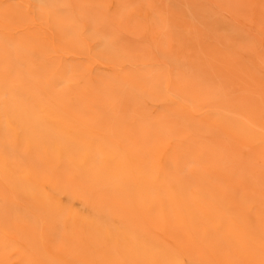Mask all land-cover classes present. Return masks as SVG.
<instances>
[{
	"label": "bare ground",
	"instance_id": "1",
	"mask_svg": "<svg viewBox=\"0 0 264 264\" xmlns=\"http://www.w3.org/2000/svg\"><path fill=\"white\" fill-rule=\"evenodd\" d=\"M56 1L74 15L0 0V264H264V91L237 31L212 48L185 3Z\"/></svg>",
	"mask_w": 264,
	"mask_h": 264
},
{
	"label": "rangeland",
	"instance_id": "2",
	"mask_svg": "<svg viewBox=\"0 0 264 264\" xmlns=\"http://www.w3.org/2000/svg\"><path fill=\"white\" fill-rule=\"evenodd\" d=\"M30 3L38 5V1L46 6L48 9L52 7L60 16L67 17L69 14L74 15L73 12L64 7L61 1L56 0H29ZM169 3L170 9H173V16H184L186 14L185 10L180 6L179 3H185L189 8L192 9H201L200 11H204L208 20L214 25V31L207 32L209 37V41L205 42L209 44V47H214V44L217 42L218 46L220 44L221 47H228L230 44V40L233 39L234 31H237V38L239 44L237 47L240 48L239 54L240 56L237 58L238 64L241 66L240 69L247 66L251 62V71L253 80H257V91L259 93L264 91V21L261 17H257L256 20L249 19L248 15L241 17L242 24H238L233 20L231 15V8L224 6L223 3H220L219 0H166ZM262 2L263 9H264V0H257V4ZM122 3H126L125 0H122ZM140 3V0L134 4L137 6ZM105 5L109 4L108 0L104 1ZM259 7V6H258ZM51 10V9H50ZM52 11V10H51ZM241 11V10H240ZM77 24L81 25L80 22L74 20ZM211 24V25H212ZM210 25V24H209ZM94 25L89 26L87 29V34L90 33V28ZM234 30V31H233ZM230 32V33H229ZM103 28L100 27V33L98 34H105ZM199 36H203L201 30H197ZM125 40L132 45H138L143 42V40L137 36L132 34H125ZM166 44L168 45V41ZM139 43V44H138ZM91 47L93 50H97L98 46L96 43H92ZM257 94V93H256ZM255 103V102H254ZM253 104V103H252ZM256 104V103H255ZM253 109L257 110V105L253 106ZM264 175V172H263ZM48 263V262H47Z\"/></svg>",
	"mask_w": 264,
	"mask_h": 264
}]
</instances>
